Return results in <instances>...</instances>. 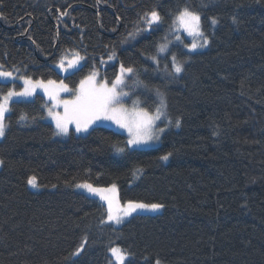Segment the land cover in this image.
I'll return each mask as SVG.
<instances>
[{
  "label": "trees",
  "instance_id": "1",
  "mask_svg": "<svg viewBox=\"0 0 264 264\" xmlns=\"http://www.w3.org/2000/svg\"><path fill=\"white\" fill-rule=\"evenodd\" d=\"M185 7L200 13L210 45L174 47L187 63L173 78L148 58ZM152 9L163 23L125 42ZM0 13L4 69L75 87L114 51L101 77H115L121 62L134 67L181 120L158 146L118 154L123 133L96 126L57 138L42 95L11 102L0 140V264H112L113 245L134 254L125 264H264V0H3ZM77 54L82 70L62 76L53 64ZM20 86H0V94ZM149 100L152 110L154 92ZM33 175L38 191L27 183ZM79 182L115 183L121 204L163 207L119 227L101 224L106 206L76 191ZM85 237L84 251L69 259Z\"/></svg>",
  "mask_w": 264,
  "mask_h": 264
},
{
  "label": "snow or ice",
  "instance_id": "2",
  "mask_svg": "<svg viewBox=\"0 0 264 264\" xmlns=\"http://www.w3.org/2000/svg\"><path fill=\"white\" fill-rule=\"evenodd\" d=\"M3 0H0L2 3ZM67 13H61V16ZM3 13H0V18ZM233 22L236 20L233 18ZM140 23L146 27H136L134 31L129 32L125 38V42L129 39L134 40L142 32L155 31L162 23L163 19L160 13L152 9L145 12L140 17ZM211 25L215 26L218 20L213 17L210 20ZM187 33L191 37L190 43H183L181 35L175 34L179 30ZM169 33L173 34V39H169V35L161 37V43L156 48V54L150 56L151 60L160 69L162 59H168L167 55L161 56V53H170L172 47L177 44H182L189 53L195 52L197 49L204 48L209 44L208 35L204 32L201 26V15L197 11L190 10L188 7L178 10L177 15L173 19L172 27ZM34 43V41H33ZM85 57L77 54L74 61L65 62L61 58L55 67L69 75H75V71H80L83 68L81 61ZM116 59L115 52L108 56L109 61ZM101 64L106 63L101 58ZM187 61L179 59L177 54L171 52V57L168 63L163 64V71L173 78L178 77L183 73ZM79 65V67H77ZM4 65H0V86H6L8 83H13L17 80L23 81V87L20 91H16L15 87L9 88L6 93L0 94V137H4L8 127L5 122L6 114L11 113L10 102H24V98L35 95L37 89H42L52 102L51 107H47V115L54 121L56 136H66L70 130L76 133H87L89 129L94 130V126L104 121H110L118 128L124 129L127 132L128 139L125 147H115L117 153H124L126 149L137 151L142 147H146L153 143L159 142L167 129L173 124L180 127L181 120L176 118L173 121L168 115V103L166 95L159 88H150L147 84L139 79L137 69L132 66H125L123 62L120 64L119 74L115 75V79L109 81L107 78L100 77L98 70L93 68L87 75L80 79L79 84L75 88H70L64 80L59 82L55 80H34L31 76H19V69L13 68L12 71L3 70ZM70 69L73 71L70 72ZM131 80L129 84L127 81ZM129 89V91H125ZM141 89L145 93H155L154 105L144 107L142 104H147L148 100L141 101L139 97L132 99V106L129 108L124 101L131 99L136 95V90ZM2 90V89H0ZM61 93H70L71 98L61 99ZM62 109V111L58 110ZM20 121L29 119L27 114H22L19 117ZM32 119H35L34 117ZM163 124L164 126H159ZM172 156L168 152L159 159L167 161ZM3 161L0 160V165ZM142 173V169H136L135 173ZM28 185L33 188L38 187L37 177L31 176L27 180ZM55 187V186H53ZM79 189H83L86 193L99 198L106 203L105 217L101 220V224L110 223L113 225H121L124 221L139 211H158L163 207L160 203H144L133 200L126 201L123 205L116 196L117 186L115 183L109 187H96L91 183L82 182L75 185ZM87 237L77 246L70 254L69 259L78 257L85 249ZM110 253L115 257L116 264H125L134 254L127 249L120 247H110ZM156 264H160L156 260Z\"/></svg>",
  "mask_w": 264,
  "mask_h": 264
},
{
  "label": "rangeland",
  "instance_id": "3",
  "mask_svg": "<svg viewBox=\"0 0 264 264\" xmlns=\"http://www.w3.org/2000/svg\"><path fill=\"white\" fill-rule=\"evenodd\" d=\"M174 18H175V17H174ZM210 24H211V23H210ZM216 25H217V24H216ZM216 25H215V26L211 25L212 30H214V29L216 28ZM171 27H172V25H171ZM145 32H148V31H145ZM166 34L169 35V39H170V40H172V39L174 38V37H173V34H172V33H169V30H168V32H167ZM175 34H177V35H181V37L183 38V43H190V42H191V37H188V36H187V33L184 32L182 29L179 30V31H177V32H175ZM208 38H209V37H208ZM161 42H162V41H161ZM161 42H160V43H161ZM209 45H210V38H209V44H208L206 47H204V48H200V49H197L195 52L204 51V50L208 49ZM169 47H170V49H171V52L176 53L175 51H173V48H174V47H172L171 45H169ZM177 47H180L182 50H184L185 52L189 53L188 50H187L186 48H183V45H182V44H177ZM171 52H170V53H161V56H165V55H167L168 59H162V60H161V62H160V69L163 70V64L169 62L170 57H171ZM191 53H194V52H191ZM155 54H156V53H155ZM76 56H77V55H74V56H72L71 58L66 59V60L64 59V60H65L66 63H67V62H71V61H74V60H75ZM104 61H107V62H111V63H112L114 60H113V61H109L108 59H106V60H104ZM151 62H152V61H151ZM56 63H57V62H55V63L53 64L54 67H55V64H56ZM152 63H153V62H152ZM81 64H82V61H81ZM153 64H154V63H153ZM105 65H106L105 63H104V64H100V68H101V69H104V68H105ZM154 65H155V64H154ZM155 66H156V65H155ZM77 67H79V65H78ZM55 68H56V67H55ZM100 68L96 67L95 69L98 70L99 73H100ZM56 69H57V68H56ZM3 70H6V69L3 68ZM119 70H120V66L118 67V73H117V74H119ZM6 71H12V70H6ZM57 71H58L62 76H66V75H68V73L61 72V71H59L58 69H57ZM71 71H73V70L70 69V72H71ZM18 75H19V76H24V75L20 72V70H19ZM180 75H181V74H180ZM100 77H101V75H100ZM102 78H106V77L102 76ZM33 79H34V78H33ZM113 79H115V77H113V78H111V79H108V80L111 81V80H113ZM139 79H140V77H139ZM34 80H36V79H34ZM43 80L47 81V80H49V79H43ZM51 80H55V79H51ZM61 80H63V79H61ZM140 80H141V79H140ZM55 81L59 82L60 80H55ZM141 81H142V80H141ZM16 82L20 83L21 86L18 87V88H15V90H16V91H20V90L22 89V87H23V81H22V80H17ZM143 82H144V81H143ZM64 83L68 84V83L65 82V81H64ZM127 83L131 84L132 81L129 80V81H127ZM144 83H145V82H144ZM78 84H79V82L77 83V85H76L75 87H77ZM145 84H147V83H145ZM147 85H148V84H147ZM68 86H69L70 88H75V87L70 86L69 84H68ZM148 86H149V85H148ZM149 87H150V86H149ZM150 88H155V87H150ZM125 91H129V89H125ZM5 93H6V92H5ZM36 94H40V95H42V96L44 97V99H45V105H44L45 115H44V120L47 121V122H49L50 124H52V126L54 127V132H55V124H54V121H52V119H51L50 117H48V115H47V108L45 107L46 105H47V107H51V106H52V102L49 100L48 96L43 92L42 89H37L35 95H36ZM35 95H33L32 97L24 98V100L32 99ZM137 97H139V99H140L141 101H143V100H145V99L148 100V103H147V104H142V106L147 107V106L149 105V101H150V100H149V93H145V92H144L143 90H141V89H137V90H136V95L132 96L131 99H126V100L124 101V103L126 104V106H128V107L130 108V107L132 106V99H136ZM60 98H61V99H69V98H71V94H70V93H61ZM10 103H11V102H10ZM9 106H10V105H9ZM58 110L62 111V109H58ZM149 110H150V109H149ZM150 111H151V110H150ZM6 115H7V114H6ZM172 120H173V119H172ZM173 121H175V120H173ZM96 126L107 127V128L113 129V130H115V131H117V132L123 133L124 135L127 136V139H128V135H127L126 130L121 129V128H118L115 124H113V123L110 122V121H104V122L98 123V125H96ZM96 126H94V127H96ZM159 126L163 127L164 125H163V124H160ZM178 128H179V127H176V126L173 124L172 126H170V127L167 129V131H169L170 129H178ZM89 130H90V129H89ZM167 131H166V132H167ZM87 133H88V132H87ZM87 133H76V132L70 130L69 134L66 135V136H56V135H55V136H56L57 138L64 139V138H67L70 134H75V135H77V136H81V135H85V134H87ZM162 137H163V136H162ZM3 138H4V137H0V140H2ZM161 140H162V138H161ZM161 140H160L159 142L153 143V144H151V145H148V146H146V147H142V148H150V147L158 146V145L161 143ZM118 154H121V153H118ZM167 161H168V160H167ZM167 161H165V162H167ZM0 167H1V165H0ZM37 183H38V182H37ZM79 183H82V182H79ZM77 184H78V183H77ZM75 185H76V184H75ZM28 186H29V188H30L31 190H34V191H38V190L40 189L39 186L36 187V188H33V187L30 186V185H28ZM94 186H95V185H94ZM109 186H111V185H109ZM109 186H96V187H109ZM116 186H117V185H116ZM74 189H75L76 191H78V192L84 193V194L87 195L88 197H91V198H95V199H97L98 201H100L101 203H103V204L106 206V203H105L104 201H102V200L99 198V196H93V195H91V194H89V193H86L85 190H83V189H79V188H77V187H75V186H74ZM116 196H117V198H118V187H117V191H116ZM118 199H119V198H118ZM123 204H124V203H123ZM123 204H122V205H123ZM161 209H162V208H161ZM161 209H159L158 211H139V212H137V213H134L132 216L128 217V218L124 221V223H125L127 220H129L131 217H133L134 215H136V214H156V213H158ZM108 224H110V223H108ZM111 225H113V224H111ZM121 225H122V224H121ZM121 225H113V226L119 227V226H121ZM111 247H119V246H117V245H113V246H111ZM109 257L111 258V263H112V264H116L115 257L112 256V254L110 253V251H109ZM127 261H128V260H126L125 263H126Z\"/></svg>",
  "mask_w": 264,
  "mask_h": 264
}]
</instances>
